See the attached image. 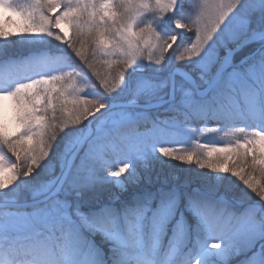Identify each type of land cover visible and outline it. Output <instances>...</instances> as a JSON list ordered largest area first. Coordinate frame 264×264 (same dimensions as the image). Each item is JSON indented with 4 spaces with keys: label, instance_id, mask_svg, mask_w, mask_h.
<instances>
[{
    "label": "snow or ice",
    "instance_id": "snow-or-ice-1",
    "mask_svg": "<svg viewBox=\"0 0 264 264\" xmlns=\"http://www.w3.org/2000/svg\"><path fill=\"white\" fill-rule=\"evenodd\" d=\"M16 43L33 51L0 63V264H264V0H0V46ZM191 121L244 126L203 155L153 142ZM161 157L248 191L142 188ZM100 184L116 194L85 202Z\"/></svg>",
    "mask_w": 264,
    "mask_h": 264
},
{
    "label": "trees",
    "instance_id": "trees-1",
    "mask_svg": "<svg viewBox=\"0 0 264 264\" xmlns=\"http://www.w3.org/2000/svg\"><path fill=\"white\" fill-rule=\"evenodd\" d=\"M21 2V0H18V2ZM30 49L27 46H24L20 43H16L13 45H10L7 49H3L2 46H0V61H4L9 59L8 61H17L14 60V58H23L27 52H29ZM71 50H69L70 52ZM30 55V54H28ZM74 56V55H73ZM28 57V56H26ZM25 58V57H24ZM13 59V60H11ZM22 60V59H21ZM89 62L96 64V59L89 56ZM84 66V65H83ZM85 67V66H84ZM87 68V67H85ZM98 71H100L102 74L105 72V66L100 64L98 67ZM84 76H86L89 80H94V77L91 75V73L84 72ZM95 95L89 96L94 97ZM122 99L121 97L119 98ZM154 110H150L149 115H153ZM160 116L162 113H158ZM223 123V122H222ZM224 124L231 125L228 122H224ZM235 124H240L239 122H236ZM235 124H232L235 126ZM220 125V123H219ZM227 125V126H228ZM86 126V120L82 121L80 125H77L75 127H79V129L82 131V129ZM150 126V125H149ZM238 127V126H237ZM140 130H145L143 126H141ZM94 134V133H93ZM159 142H156V146H167V147H174L181 144L182 141H184L182 138H175L168 142L169 136L168 134ZM63 140H61L62 145ZM168 142V143H167ZM10 155V154H9ZM15 159L14 157L12 158ZM171 158L165 157L163 160L157 159H150L149 162H152L153 165L151 166V170L148 171L145 177H143V181L141 182V187H153V186H159L161 183L167 182L170 184H188L192 187L200 186L201 188H205L208 190L217 191L219 193L225 194L230 199L233 197H240L242 191H248L245 189V186L243 183L236 178H232L234 182H230L228 180H224L222 183H218L216 180L212 179V177H215L216 173H211L209 169H200L198 165L193 163H182L175 160H170ZM58 171V168H57ZM102 175H105L102 173ZM254 175H257L259 178L258 173H254ZM43 178L48 179L49 176H44L42 174ZM150 181V183H149ZM111 190L110 184H100L97 185L96 188L92 190L85 191L84 193V200L88 203H94L97 200L101 202H108V192ZM25 194H27L25 196ZM128 194H125L122 198H125ZM30 193L23 190L20 191V199L24 200L29 198ZM245 202H248L245 200Z\"/></svg>",
    "mask_w": 264,
    "mask_h": 264
},
{
    "label": "rangeland",
    "instance_id": "rangeland-1",
    "mask_svg": "<svg viewBox=\"0 0 264 264\" xmlns=\"http://www.w3.org/2000/svg\"><path fill=\"white\" fill-rule=\"evenodd\" d=\"M23 2H24V0H21L20 3H23ZM163 29L165 31H168L169 34H173V33H176V32L180 31V30L175 29L174 26H172L170 23L165 24L163 26ZM9 31L15 32V31H18V29L14 28V27H10ZM181 37L182 38L177 42L180 50H182L183 47L187 46V44L192 39H194V29H192L190 31L189 30L183 31L181 33ZM53 43H56V42L53 41ZM77 46H79V45H77ZM252 47H255V45H252V46H250V48L245 49L244 53L237 54L235 59L239 60L240 56H242L246 52L250 51ZM31 51L32 50H29V52H27L24 57L29 56L28 54H30ZM224 51H225L224 49H221V56H223ZM146 54L147 53L145 52V55ZM176 54L177 53H172L170 55V60L173 63H177V61H175V55ZM166 55H169V54L166 53ZM24 57L23 58H19V59L14 58V60L18 61V60L24 59ZM8 60L9 59L4 60V61H0V63L8 62ZM11 60H13V59H11ZM73 62H74L75 65H79L77 70L81 71V73L83 75H85L84 72L85 73H87V72L91 73V70L88 69V68H85L86 66L84 67L83 64H81L74 56H73ZM143 63L147 64L148 62L145 60V61H143ZM95 66H96V69L98 71V67L100 66V63L96 62ZM64 70L65 71H69L71 69L65 68ZM27 75H31V73H28ZM85 91H86L88 96L96 95V92L92 88H87ZM121 98H122L121 100L126 101L130 97L121 96ZM153 109H156V111H154L153 115H150V116L155 117L158 113H162L161 116H160V119L163 120L165 118L163 108H158V109L157 108H153ZM227 125L224 124V122L223 123L221 122L220 125H219V123H217L215 121H208L206 123H201L199 121H191V122H189L188 128L189 129L196 128V129H198V131L192 132V131L189 130V131L184 132L183 134H176L171 129H169V131H167L164 134L157 133L153 142L156 144L157 141L159 142V140H161L160 138L163 139L168 134V136H169L168 142L173 140V139H175V138H179V139L182 138L184 140V141L181 142L180 145L174 146V148H178V149H180L183 152L196 151V152L200 153L201 155H203V151L199 148V144L223 145V144L234 142L233 133H234L235 127L244 126L241 123L240 124H235V126L232 125V124L228 125V126ZM92 127H93V133H94L95 132V128H96V122L92 123ZM164 127H167V126L165 125ZM86 131H87V129H86V126H85L82 129L81 134L85 135ZM140 131H144V130H140ZM62 144H63V142H62ZM156 156L159 157V153H156ZM164 158L165 157H161V158H159V160H163ZM170 160L172 161L173 159H170ZM178 162H180V161H178ZM152 165H153L152 162H148V167L146 169L145 168H140L139 169V171L141 173V182L143 181V177H145L147 175L146 173L151 170V166ZM103 174L106 175V171ZM21 191H22V189H21ZM116 192H117V190L111 185V190H109V192H108V200H109V197L115 195ZM26 195L27 194H25V196ZM251 195L254 197V194H251ZM231 264H237V261L236 260H232Z\"/></svg>",
    "mask_w": 264,
    "mask_h": 264
},
{
    "label": "water",
    "instance_id": "water-1",
    "mask_svg": "<svg viewBox=\"0 0 264 264\" xmlns=\"http://www.w3.org/2000/svg\"><path fill=\"white\" fill-rule=\"evenodd\" d=\"M87 126H88V128H87L88 130H87L85 136H86L89 132H92V133H93V130H92L91 126H89V121H87Z\"/></svg>",
    "mask_w": 264,
    "mask_h": 264
}]
</instances>
